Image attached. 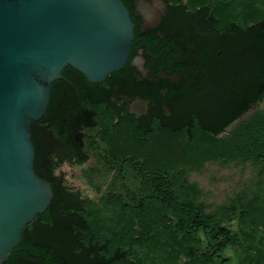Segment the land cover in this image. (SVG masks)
I'll list each match as a JSON object with an SVG mask.
<instances>
[{
    "label": "trees",
    "instance_id": "1",
    "mask_svg": "<svg viewBox=\"0 0 264 264\" xmlns=\"http://www.w3.org/2000/svg\"><path fill=\"white\" fill-rule=\"evenodd\" d=\"M188 3L227 45L212 91L198 85L184 126L148 130L127 114L118 121L94 85L65 70L31 125L35 170L54 198L5 264H264V107L246 117L264 105V0ZM91 157L93 175L113 179L89 201L54 170Z\"/></svg>",
    "mask_w": 264,
    "mask_h": 264
},
{
    "label": "water",
    "instance_id": "2",
    "mask_svg": "<svg viewBox=\"0 0 264 264\" xmlns=\"http://www.w3.org/2000/svg\"><path fill=\"white\" fill-rule=\"evenodd\" d=\"M134 39L123 0H0V264L54 198L36 173L31 129L46 118L52 84L68 68L103 83Z\"/></svg>",
    "mask_w": 264,
    "mask_h": 264
},
{
    "label": "flooded vegetation",
    "instance_id": "3",
    "mask_svg": "<svg viewBox=\"0 0 264 264\" xmlns=\"http://www.w3.org/2000/svg\"><path fill=\"white\" fill-rule=\"evenodd\" d=\"M123 2L135 25L129 60L106 81L88 88L118 121L127 114L143 129L182 127L193 115L198 98H203L198 85L205 83L206 94L213 89L212 79L227 54L223 32L208 26L204 7L192 9L185 0ZM37 145L45 153L50 149L42 129H38ZM54 175L65 184L57 169Z\"/></svg>",
    "mask_w": 264,
    "mask_h": 264
},
{
    "label": "rangeland",
    "instance_id": "4",
    "mask_svg": "<svg viewBox=\"0 0 264 264\" xmlns=\"http://www.w3.org/2000/svg\"><path fill=\"white\" fill-rule=\"evenodd\" d=\"M185 1L189 2V0ZM263 107L264 105H254L253 109L246 115V117L252 115L254 112L262 109ZM238 122L239 121H237L233 126H235ZM230 130L231 128L228 129V132H230ZM228 132L224 133L220 137L222 138L226 136ZM96 162L97 161L94 157H91L87 163H84L82 165H77L73 164L72 162L66 161L57 168V173L65 178V185L70 191L74 193H80L84 200H97V198H99L97 192V184H104L105 186H107L111 183L113 176H107L106 178L103 175H93L92 169L96 167ZM229 255L231 254L229 253Z\"/></svg>",
    "mask_w": 264,
    "mask_h": 264
}]
</instances>
